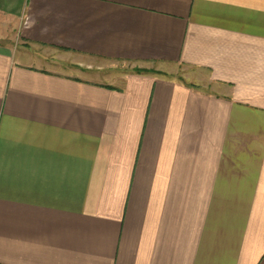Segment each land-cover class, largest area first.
Returning <instances> with one entry per match:
<instances>
[{
	"label": "crops",
	"instance_id": "obj_1",
	"mask_svg": "<svg viewBox=\"0 0 264 264\" xmlns=\"http://www.w3.org/2000/svg\"><path fill=\"white\" fill-rule=\"evenodd\" d=\"M0 264H264V0H0Z\"/></svg>",
	"mask_w": 264,
	"mask_h": 264
}]
</instances>
